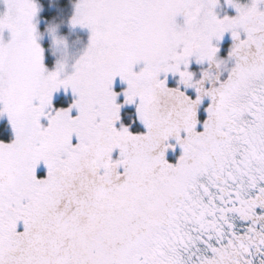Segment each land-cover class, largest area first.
<instances>
[{"label":"snow or ice","instance_id":"obj_1","mask_svg":"<svg viewBox=\"0 0 264 264\" xmlns=\"http://www.w3.org/2000/svg\"><path fill=\"white\" fill-rule=\"evenodd\" d=\"M0 264H264V0H0Z\"/></svg>","mask_w":264,"mask_h":264}]
</instances>
